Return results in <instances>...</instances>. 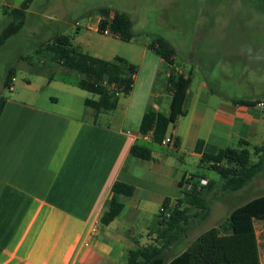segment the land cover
<instances>
[{"label": "crops", "instance_id": "crops-1", "mask_svg": "<svg viewBox=\"0 0 264 264\" xmlns=\"http://www.w3.org/2000/svg\"><path fill=\"white\" fill-rule=\"evenodd\" d=\"M88 30L98 31L96 25ZM148 43L129 50L126 60L137 72L130 94L114 111L96 113L84 101L97 96L80 95L76 86L44 73L29 101H5L0 111V264H126L135 248L162 251L169 262L202 229L188 226L185 235L167 244L161 238L156 243L151 234L165 199L173 208L187 184L212 180L189 167L205 170V154L238 148L241 142L250 151L264 144V110L237 103L264 101L259 97L264 91L256 88L257 75L264 76V53L258 50L239 56L244 67L233 79L218 73L217 80L192 54L186 65L175 55L173 68L191 81L183 115L166 132L173 143L142 138L143 115L150 110L168 115L171 101L166 89L170 67ZM76 47L106 60L118 56L100 53L99 46ZM53 71L65 72L59 65ZM135 144L149 149L150 158L132 156ZM116 181L132 186L133 194L120 197V214L104 225L100 218ZM243 189L251 191L248 201L264 195V168ZM253 225L264 264V217L254 218Z\"/></svg>", "mask_w": 264, "mask_h": 264}, {"label": "trees", "instance_id": "trees-1", "mask_svg": "<svg viewBox=\"0 0 264 264\" xmlns=\"http://www.w3.org/2000/svg\"><path fill=\"white\" fill-rule=\"evenodd\" d=\"M29 1L25 0L18 8L7 10V7H4V13L10 20L0 32V48L23 27L27 16L25 9ZM253 1L264 4V0ZM99 14L98 31L101 33L108 29L109 35L126 42L136 37L132 31V21L126 14L107 8L100 9ZM147 46L170 67L166 88L171 96L170 113L167 115L152 110L146 112L141 120L139 132L151 133L152 140L161 144L169 126L174 125L177 118L183 115L186 91L191 80L173 68L176 52L166 40L156 38ZM43 51L47 53L50 62L64 69V76L69 73L77 75L73 79L63 76L60 77L61 80L97 96L96 100L84 101V104L96 113L114 111L119 99L127 97L132 90L137 69L121 57L112 60L94 57L78 50L71 39L62 34L51 38ZM13 75L14 69L10 68L3 82L4 87H9ZM256 102L242 99L237 103L252 106ZM246 146V142H241L238 148L228 147L203 156L208 168L218 174L219 181L210 180L206 185L200 186L197 180L192 184V190L184 192L182 197L176 200L173 208L168 207L169 200L165 199L151 227L156 243L159 238L165 240L166 244L178 240L188 232V226H197L199 221L205 220L211 212L205 195L213 190L215 185L219 184L224 194L233 193L246 187L262 172L264 144L253 147L251 151ZM129 152L132 156L143 159H149L151 155L149 149L137 144L132 145ZM132 194V186L116 181L111 188L108 210L100 218L101 223L108 225L112 222L123 208L120 197ZM262 217L264 195L234 208L218 228L211 227L196 235L186 249L169 262L164 261L162 251L135 248L129 250L126 264H260L253 220ZM196 218L198 220L195 222L193 219Z\"/></svg>", "mask_w": 264, "mask_h": 264}, {"label": "rangeland", "instance_id": "rangeland-1", "mask_svg": "<svg viewBox=\"0 0 264 264\" xmlns=\"http://www.w3.org/2000/svg\"><path fill=\"white\" fill-rule=\"evenodd\" d=\"M24 1L0 0V32L10 20L4 7L7 10L18 8ZM102 8L122 12L131 19L136 37L130 43L109 36L110 32L105 35L88 30L95 25L98 30L96 21H100L99 10ZM25 10L27 16L23 27L0 48V110L5 101L15 98L29 101L30 95L38 92L40 73L45 77L51 74L64 76L53 71L55 64L43 51L57 34L68 36L75 47L78 44L91 48L99 46L100 53L109 55L115 51L117 57L125 60L129 59V50L144 41L162 38L175 48L177 63L186 65L192 54L193 60L198 58L200 64L210 68L211 80H217L218 73L232 79L235 73L238 75L244 67L239 56L245 51L264 53V4L253 0H30ZM10 68L14 69L9 84L13 88L11 91L3 85ZM260 68H264V63ZM64 77L71 79L77 75L69 73ZM256 88L264 91L262 73L256 77ZM50 89L49 93L53 92ZM75 90L80 95L96 96L77 87ZM43 94L47 96V93ZM206 169L189 167V171L205 173L207 178L219 181L215 171ZM219 187V184L215 185L205 195L211 212L205 220L199 221L197 226L202 229L196 235L220 225L234 208L251 198V191L241 189L224 194ZM151 234L154 235L152 231Z\"/></svg>", "mask_w": 264, "mask_h": 264}, {"label": "built area", "instance_id": "built-area-1", "mask_svg": "<svg viewBox=\"0 0 264 264\" xmlns=\"http://www.w3.org/2000/svg\"><path fill=\"white\" fill-rule=\"evenodd\" d=\"M103 34L108 35V34H109V30L106 29L105 31H103ZM12 79H13V78H12ZM8 88H9L10 91L13 90V88H12L11 85H10ZM255 105H256L258 108H260L261 110H264V101H257V102L255 103ZM140 136H141L142 138H149V137H151V133L140 134ZM172 143H173V140H172V138L169 137V136H165V138L161 141V144H163V145H169V144H172ZM199 184H200V186H204V185L207 184V182H206V180H200ZM187 185H188V186H187L188 191H190V190L193 189V185H192V184H187Z\"/></svg>", "mask_w": 264, "mask_h": 264}]
</instances>
